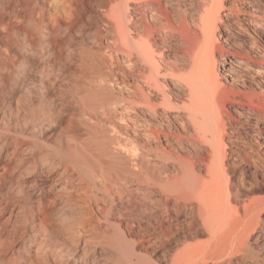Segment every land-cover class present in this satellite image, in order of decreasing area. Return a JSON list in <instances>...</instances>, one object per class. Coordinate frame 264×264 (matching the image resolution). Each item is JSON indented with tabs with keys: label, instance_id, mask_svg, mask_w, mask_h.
Here are the masks:
<instances>
[{
	"label": "bare ground",
	"instance_id": "obj_1",
	"mask_svg": "<svg viewBox=\"0 0 264 264\" xmlns=\"http://www.w3.org/2000/svg\"><path fill=\"white\" fill-rule=\"evenodd\" d=\"M44 2L48 6L49 0ZM71 2V18L56 13L51 19L45 12L43 24L38 23L42 31L35 37L15 36L10 28L0 33V52L6 48L15 53L19 42L42 52L41 64L34 65L37 76L18 72L27 80L19 87L27 97H19L16 86L9 88L8 103L0 99V129L5 130L0 132V264H124L109 257L104 245L110 238L104 242L102 226L86 237L85 218L92 211L107 227L118 229L120 239L113 244L122 249L119 257H131L136 253L129 254L123 245L127 235L157 232L165 222L172 223V197L197 200V212L188 228L172 229L161 249L206 237L203 225L210 235L177 249L170 264H205L208 255L218 260L230 253L238 254L216 264H264V220L256 233L251 214L241 224L229 221L247 193L231 186L233 169L226 167L231 146L248 150L257 145L264 157V0ZM92 11L102 27L88 36ZM9 53V59L21 56ZM12 59L0 64L10 76L17 74L19 64ZM2 71L0 94L6 75ZM108 88L118 94L104 97ZM119 103L136 115L135 152L147 150L144 156L139 151V158L134 152L137 161L124 157L135 161L131 167L94 126ZM50 128L54 142L37 134ZM229 134L245 137L251 146L231 136L227 143ZM160 159L176 160L180 170L173 165L169 173L163 172L157 164L156 172ZM176 169L180 172L174 175ZM246 173L247 184L257 182L249 166ZM225 234L230 238H223ZM136 257L137 264H152Z\"/></svg>",
	"mask_w": 264,
	"mask_h": 264
},
{
	"label": "rangeland",
	"instance_id": "obj_2",
	"mask_svg": "<svg viewBox=\"0 0 264 264\" xmlns=\"http://www.w3.org/2000/svg\"><path fill=\"white\" fill-rule=\"evenodd\" d=\"M44 1L45 0H11V2H10V0L9 1L8 0H0V7H1L0 8V30H1L0 33L5 31V32H3L4 34L10 32L11 34L15 33V36H20L21 35L20 33H22V35L25 33L24 35H28V36L31 35L30 37H33V36L35 37V34L37 36L42 31V24L43 23L41 21H43L42 17H43V14L45 12L48 14V16L51 19L54 18V15L56 13L58 14V16L60 15L65 20L68 17L71 18V16L69 15L70 11H71V7H69V6H70V3L72 4V2H71L72 0H49V2L47 3L48 6H46V7H45L46 3ZM9 4L11 5V8H10L11 10H10V12H8V11L5 12L2 8L4 6H8ZM93 13H94L93 11L90 13V14H92V17L90 19L89 24L87 23V26H86V30L89 34L88 36H94L96 34V31L102 27V25L100 24L101 22H99V19ZM32 19L33 20L35 19V21L32 22ZM29 21H30V23H29ZM38 23H42V24H38ZM37 24L41 25V26H37ZM180 26L182 27V25H180ZM31 27H32V29H31ZM7 28L8 29L10 28V29L7 30ZM182 28H181V30H179L180 34L182 33V31L187 32V31L183 30ZM6 30L8 32H6ZM34 30L36 32H34ZM236 31H237V33H236L237 35L241 34L240 31H238V30H236ZM37 32H39V33H37ZM22 35H21V37H22ZM185 35L187 38L188 36L186 33L185 34L183 33V35L181 34V36H184L183 38H185ZM0 37H2V36L0 35ZM187 41H188V38H187ZM187 41H186V43H187ZM189 41H191V40L189 39ZM189 41H188V43L190 44ZM20 44H21L20 42L18 44H16L19 47L18 49H16L17 46H15V48H13V50L15 49V53L13 51H12V53H9V51L6 48H4V49L2 48L4 51L1 49V52H0V55L3 57V59L5 58V59H7V61L12 59V58L9 59L8 53L13 58L18 57L20 55H21L20 58H22L21 60H20V58H17V60L12 59L13 61H16V62L18 61L20 64V66L18 67L19 64L17 62L18 68L15 67V71L17 70V72H16L17 74H14V76H12V75L10 76L9 74L7 75L6 71H2L1 65L2 66L5 65V62H4L5 59L3 61L0 60V62L2 61L0 63L1 64L0 65V68H1L0 71H2L4 74H6L9 77L8 78L9 80H7V81H6V78H7L6 75L2 78V79H5V81H3L5 83H3V82L1 83L3 85V86L2 85L1 86L4 87V89H3V92L0 94V99H2V101H5L7 103L10 101L7 99V97H9L8 92H9L10 87H16L17 86L18 87V88L16 87L17 88V94L19 95V97H22V99H23V97H24V99L27 97V93L24 92L25 89H22V88L19 89V87H21L20 85L23 83V80H26V78H23L21 80L19 78L20 75L18 76V74L19 73L22 74L21 71H23V73L27 72L31 75H34V77L37 76L38 68L36 69V66H39L41 64V60H42V58H41L42 52L40 49L37 50V48H40L39 43L37 44L38 46H36L37 51H35V49H32L29 46L27 47V45H25L26 47H24V45H22L23 44L22 43L21 45L24 47L23 48ZM84 44L88 48H92V50L96 49L95 47L93 48L94 45L89 46V43H86V42H84ZM26 48H28V49H26ZM31 49L34 51V53ZM39 50L41 53L39 52ZM6 51H8L7 55L5 54ZM94 52H96V54H98V50H94ZM3 53H4V55H3ZM38 54H40V58H39ZM6 56H8V58ZM36 57H38L39 59ZM0 59H2V58H0ZM31 60H32V63H31ZM222 64L223 63L218 62L219 67L222 66ZM34 65H36V66H34ZM28 69H29V71H28ZM35 69H36V71H35ZM28 81H29V79H28ZM6 83H7V85H4ZM116 93L118 94L116 89L114 90L112 88H108L104 91V97L110 98L112 96V94H114L113 96H115ZM12 104H13V107H16L15 101H13ZM122 106L123 105L121 103H119L116 107H109L108 112L102 111L101 113L105 112V113H108V115L107 114L102 115L101 116L102 118H100L99 120L94 122V126L97 128L96 132H97V134H99L98 136H100V137L102 136L101 138H102V140L104 139L103 141H105L106 145L107 146L109 145L108 147L110 149H111V147L113 149H115L114 150L115 154H117V151H118V153H121V154L116 155L118 157L121 156V158H119V159H122L124 157L131 159V158H135V156H136L135 153L137 152V151L135 152V144L136 143H134V142H135V139H138V138L136 136L133 138V136L135 135V132L138 131L135 124H133L134 123L133 117L136 118V115L132 110L131 111L130 110H128V111L124 110ZM58 107L60 108L62 106L59 105ZM0 117L1 118L4 117L3 113H0ZM112 125H113V127H112ZM52 129L56 130L57 126H53ZM52 129L50 128V129H48L49 130L48 132L45 131L44 133L43 132L40 133V132H38L39 130H37V134L42 135V137L44 136L43 138H45V139L48 137L50 142H54L56 137L53 136V137L49 138V134H48L50 132V130H52ZM116 131H118V132L116 133ZM0 132L4 133L5 130L0 129ZM229 136H231L232 139L235 141L247 142V145H248L247 148L251 146V143L248 139H246L243 136L241 137V136H237L234 134L233 135L229 134L228 136L225 137V141L227 143L230 142L229 140H232V139H229ZM3 139H4V137L2 138V140ZM35 139L37 141V138H34V140ZM39 142H41V140ZM46 149H47V147H46ZM138 150L140 151V152L139 151L138 152L142 156H144L146 154V151H147L145 149H138ZM141 150H142L143 154L141 153ZM138 152L136 154H137V157L139 158L140 155ZM228 152H229V154H228L229 157L226 160V167L228 168V170L233 169V172L229 174V182H230L231 186L234 184V185L238 186L243 192L247 193L246 196L245 195L243 196V198L244 197L245 198L244 199L242 198L241 203H239V205H238L239 212L234 216L233 215L230 216L229 221L231 220L230 221L231 224H234V223H236V224L240 223L241 224V223L245 222L246 219L249 218V214H251L250 219L254 222L253 224L255 226V230H253V232L255 231V233H256L257 229H259V227L262 226V222L264 220V157H262V152H263L262 148L257 146V145H253L252 148H249L248 150H246L244 148L231 146V148L228 150ZM250 154L253 155V159L251 157L249 161L245 160L244 158L247 155L250 156ZM137 157L134 159L135 161H137V159H138ZM125 158L123 160L126 162L127 165L129 163L128 166L131 167L130 164H134L135 161L133 162V159H132V161L131 160L129 161V159H127V161H126ZM165 162H167L168 165L165 164ZM160 163H162V164H160ZM157 164H159V166H160L159 168H161V171H163V170L165 171V169H166L167 173H169L172 170L171 168L173 165H175V166L177 165L179 170L181 167L177 163V161L174 159H168V160L160 159V160H157L156 165ZM198 164H201V163H199V162L196 163L195 167L198 168V166H199ZM163 165H165V168L163 167ZM248 166H249V168L252 169V171L256 172L258 179H256L257 182L254 181V184L253 183L247 184V182L245 181L246 176H247L246 169L248 168ZM157 168H158V165H157V167L155 166V168H154L155 171ZM3 171H4L3 168H1V166H0V174ZM157 171H158V169H157ZM159 171H160V169H159ZM172 172L174 175H177L180 171H178V169H176ZM208 180H209V178H208ZM208 180L206 181L207 184H206V182L204 184L209 185L207 187L211 188L212 186L210 185V182ZM250 185H252V186H250ZM133 187H136V186L133 185ZM140 188H141V190H143L146 188V185L145 186L143 185ZM24 192L20 193L19 197H20L21 203H23V201L26 202L25 209L27 210V207H28L27 205L29 203H28V199H25V197H24ZM233 201H235V200L232 199V202ZM244 201H245V203H244ZM172 202L171 203L173 205L171 204V210L174 212L173 222L172 223L165 222L162 225L161 229H158L157 232H154L151 229H147L146 231L142 230L140 232L138 231V233H137V230H135L134 232H132L133 235L132 234L127 235V239H128L127 243L128 244L127 243L123 244L126 252H128V253L134 252V253H136V255H139V256H142L143 258H145V260H144L145 262H152V264H162V263L170 264L172 254H174L177 249L183 247V245H185L187 243H191V242H196V241H206L208 239V235H210V232H208L207 227L205 225H203L202 227L205 230V234H207L206 237H205V235L204 236L202 235L203 237L197 236V237H194L192 239H188L186 241H180L179 242L180 244H178L177 242H174V243H172L173 244L172 247L167 249L168 251H163L161 249V248H163V241L168 236L171 235L172 229H174V230L178 229L179 227H182L183 225H184V227L188 228L187 226L190 224L192 217H194V215L197 212L198 201L195 199L186 201V200H182V199L177 200L176 198L172 197ZM233 204H236V203L233 202ZM252 205H255V206H252ZM116 206H118V205H115V207ZM115 207H113L114 210H115ZM246 210H247V212H246ZM115 211L117 212V210H115ZM129 211L130 210H127V212L126 211L125 212L127 214L128 213L134 214V211L133 212L132 211L129 212ZM93 214H94V212L91 211L88 214V216L89 215H92V216H89V218L87 216L85 218L87 223H83L84 227L82 229H83V231L85 230L86 237L90 238L89 235H92L93 231L99 232V230L101 229V226H102V230H100V231L104 232L103 234L106 236V239L103 238L104 242H105V240L110 238V239H108L109 241L107 240L105 242L106 244L104 245L110 251V253H108L109 257H113L115 262H118V263L121 262L124 264H137L136 263L137 262L136 255H132L131 257H121V256L119 257V255L122 253V249L118 244H113V241H115V239L117 240L118 237L120 239V233H119L118 229H116L114 226L107 227L108 225H107V222L105 220L100 218L99 215H95V214L93 215ZM128 215H130V214H128ZM88 221H91V222H88ZM186 224H188V225L186 226ZM103 225L105 226L104 228H103ZM94 227H95V229L97 228L98 230L92 229ZM105 229L108 230L107 234L105 232L106 231ZM89 232L91 234H89ZM253 232H252V234L254 235L255 233H253ZM107 236H108V238H107ZM226 236H229V235L225 234V235H223V238ZM229 238H230V236H229ZM107 245L110 247H108ZM163 253H165V254H163ZM237 254L236 253H230L227 256L225 255L221 258L219 257L218 260L216 259V257L214 255H212L213 257H210V255H208V260L204 263L205 264H213V263L216 264L217 262L227 261V260L233 258ZM9 256H12V254H9ZM164 257H165V259H164ZM26 258H28V257H26ZM130 258L133 259V261H131ZM166 258L167 259L169 258L168 259L169 262H165V261H167ZM213 258H215V261Z\"/></svg>",
	"mask_w": 264,
	"mask_h": 264
}]
</instances>
